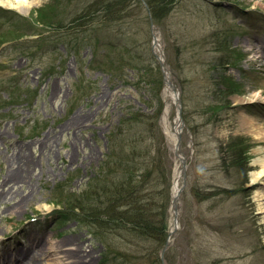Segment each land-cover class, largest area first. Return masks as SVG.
<instances>
[{
	"label": "rangeland",
	"instance_id": "374dc122",
	"mask_svg": "<svg viewBox=\"0 0 264 264\" xmlns=\"http://www.w3.org/2000/svg\"><path fill=\"white\" fill-rule=\"evenodd\" d=\"M30 1L28 13L0 4V256L40 244V264H102L103 244L62 218L54 200L99 174L120 125L164 162L172 201L184 163L162 122L157 34L186 124V187L169 256L175 264H264V178L254 179L264 158V0H177L157 20L145 1L128 0L110 22L101 11L86 14L97 0ZM134 115L139 121L125 119ZM238 148L249 161L234 166ZM24 156L31 169L21 168ZM19 170L26 181L9 182ZM169 217L170 233L172 202Z\"/></svg>",
	"mask_w": 264,
	"mask_h": 264
},
{
	"label": "trees",
	"instance_id": "16d2710c",
	"mask_svg": "<svg viewBox=\"0 0 264 264\" xmlns=\"http://www.w3.org/2000/svg\"><path fill=\"white\" fill-rule=\"evenodd\" d=\"M145 1L156 20L169 13L177 2ZM128 6V0H97L86 14L92 17L101 11L103 22L116 21ZM14 33L11 35L16 36L17 31ZM125 119L139 121L137 115ZM125 129L120 125L110 134L109 151L99 166V174L89 178L81 190L55 198L54 203L63 207L62 218L78 221L103 244L102 264H163L162 251L169 239L170 175L164 162L156 159L151 149L144 148L145 140ZM245 152L235 150L231 164H247ZM173 247L165 253L168 264L176 263L169 256Z\"/></svg>",
	"mask_w": 264,
	"mask_h": 264
},
{
	"label": "bare ground",
	"instance_id": "6f19581e",
	"mask_svg": "<svg viewBox=\"0 0 264 264\" xmlns=\"http://www.w3.org/2000/svg\"><path fill=\"white\" fill-rule=\"evenodd\" d=\"M33 1L30 0H0V4L3 6H7L9 8L12 9H16L22 13H28V11L31 9V7L34 5ZM160 49H162L160 40H158L155 44V52L156 53H160ZM264 55L261 54V56H257L259 61L262 62V64L264 65ZM168 76L170 77V72L168 71ZM257 95H249L247 96L245 99L246 100H253L254 98H257ZM165 108H164V114H163V126L165 128V131L171 135V137L173 138V140L175 141V145L177 147V142L179 140L180 137V133L184 132L185 129V122L183 123L181 118L179 117V113L178 116L176 118V122L174 125L171 124L170 121V111L173 105H175L177 108H179V97H178V93L174 90L172 84L170 82L166 83V88H165ZM179 110V109H178ZM184 121V120H183ZM264 129L259 128V132H258V136L261 139V141H264ZM261 151V150H260ZM184 155L181 154V156L179 157L180 160L183 162L182 157ZM33 158L29 157V156H24L21 159V168L27 166L29 169H31L32 165H33ZM260 166H261V170L257 172V174L255 175L254 179L255 180H261L264 178V158L263 160H260ZM24 169V168H23ZM25 170V169H24ZM20 171V170H19ZM182 172H183V168L177 173L175 181H174V188H173V194L174 195H178V192L180 190L181 187V177H182ZM26 176L23 172H14L12 175H10L9 177V182H25ZM181 184V185H180ZM262 195V199H264V193H261ZM27 197L23 198L19 203L16 204V207H20L22 205H25L27 202ZM4 201V192L1 191L0 192V202ZM177 224H175V222L173 221L172 225L170 226V232L173 233L174 230L176 229ZM40 240H34L32 242L36 243L39 242ZM65 244H69L72 243V239H66ZM63 245V246H64ZM37 247H35L34 245H30L27 246L26 248H19V251L16 250V252H9L7 255H2L0 256V264H40L39 262V257L43 254L44 251V247H40L42 245L38 244L36 245ZM78 249V248H77ZM77 251V250H76ZM67 256H72L75 255L76 252L72 250H67L65 251Z\"/></svg>",
	"mask_w": 264,
	"mask_h": 264
},
{
	"label": "water",
	"instance_id": "95a60500",
	"mask_svg": "<svg viewBox=\"0 0 264 264\" xmlns=\"http://www.w3.org/2000/svg\"><path fill=\"white\" fill-rule=\"evenodd\" d=\"M145 4H146L147 8H149L148 4L147 3H145ZM151 18H152V29L154 30L155 29V23H154L153 17H151ZM153 36H154V42L156 44V42L159 40V37L157 34H153ZM154 52H155V50H154ZM155 54H156L157 58L159 59L160 64L162 66V69H163V72L165 75V83L170 82L172 84L174 90L178 93V97H179V88L176 85V83L173 79L172 73L170 72V69L168 68V66L166 64L165 57H164V50L160 49V53L155 52ZM168 71L170 72V77L168 76ZM179 102H180L179 114H180V118H181L182 122L184 123L185 121H183L184 120L183 115H182L183 110H182V104H181L180 97H179ZM181 154H183V151H182V133H180V137H179V140L177 142V147H176V155L180 157ZM182 160L184 163L183 172H182V176H184V183L181 185L180 190L178 192V195L173 194V196H172V212L174 213V222H175V224H177L175 230H178V228H179L180 196H181L182 191L186 187V177H187L186 169H187L188 165H187V161H186L185 156L182 157ZM170 235H171V232H170ZM169 242H170V239L168 240L167 244L165 245V247L162 251L163 262L165 260V252H166V249L168 247Z\"/></svg>",
	"mask_w": 264,
	"mask_h": 264
}]
</instances>
